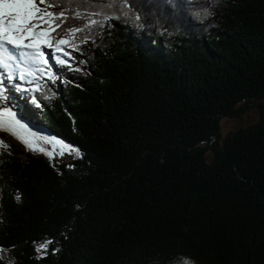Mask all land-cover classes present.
<instances>
[{"label":"trees","instance_id":"obj_1","mask_svg":"<svg viewBox=\"0 0 264 264\" xmlns=\"http://www.w3.org/2000/svg\"><path fill=\"white\" fill-rule=\"evenodd\" d=\"M109 3L71 6L64 29L115 19L64 47L69 72L12 84L18 115L74 152L7 144L0 264H264V0Z\"/></svg>","mask_w":264,"mask_h":264},{"label":"snow or ice","instance_id":"obj_2","mask_svg":"<svg viewBox=\"0 0 264 264\" xmlns=\"http://www.w3.org/2000/svg\"><path fill=\"white\" fill-rule=\"evenodd\" d=\"M98 2V0H0V70L9 73L6 80L0 81V100H9L10 97L4 94V87L11 81L13 75H17L20 80L26 77H34L35 72L31 66L37 63L48 65L50 59L61 64L67 61L53 56L52 53H45L44 49H55V52L69 56L70 53L64 51V47H74L71 41L75 39L77 33H82L85 29L91 31L93 25H99V20L93 16L104 15V19H115L108 16L103 11H92L88 15V22L83 27H69L64 29V25L69 19L68 12L72 5L82 7L85 4ZM109 7L113 6L109 0H103ZM53 8H60V11H53ZM127 15V12L124 13ZM77 19H83L80 12H75ZM136 19H139L137 16ZM57 29H62L64 35L57 37ZM47 71V69H46ZM49 75V79H51ZM19 89V85H13ZM35 103V97H32ZM0 129L11 133L15 138L22 141L29 151L39 152L54 158L56 155L63 156L64 150L70 148L65 142L58 138H49L46 134H37L17 118V113L9 108L0 109ZM52 145L55 148L59 145V151L49 150L41 147L39 142ZM10 146L0 139V155H3ZM11 155V152L8 151ZM78 154V153H77ZM19 200V195H17ZM54 241H45L39 248L45 253L48 245ZM53 252L57 251L55 248ZM187 264V262H185Z\"/></svg>","mask_w":264,"mask_h":264},{"label":"rangeland","instance_id":"obj_3","mask_svg":"<svg viewBox=\"0 0 264 264\" xmlns=\"http://www.w3.org/2000/svg\"><path fill=\"white\" fill-rule=\"evenodd\" d=\"M37 2H39V0H37ZM45 53H52L53 56H58V57H62V53H57L55 52V49H44ZM69 59L67 60L68 64L66 63L65 66L63 67L64 73L69 72ZM32 70L34 72H39L40 74H42L43 76H46L49 72L52 71H59L57 67H55L54 64V60L49 61L48 65H43V64H39L37 63L36 65L31 66ZM47 69V71H46ZM9 75L8 72L0 70V81L6 80L7 76ZM26 78H31V77H26ZM17 84V83H21L23 84V81L20 82V79L18 78V70H17V75H13L12 79L10 82H8L7 86L4 87L3 91L4 94L6 96H11L12 95V89H11V85L12 84ZM3 108H9L12 110V107L10 106V103L7 100H0V109ZM14 110V109H13ZM19 119V118H18ZM258 119V112L256 109H252L249 112H247L244 116H242L241 118L234 120V119H230V118H224L222 120V131L224 133H226L227 131H229L231 128H239L242 126H247L250 125L252 123H254L256 120ZM22 123H25V121L21 120ZM26 125H28L27 123H25ZM32 126V125H31ZM33 127V126H32ZM29 128L31 131L36 132L35 129ZM37 133V132H36ZM0 134L3 135L2 136V140L6 143V144H10L13 143L15 144L19 149H22L24 151L29 152V150L26 149L25 145L22 143L21 140L15 138L11 133L0 129ZM39 135V134H38ZM39 144H43V142H39ZM70 147V146H69ZM73 150L71 152L68 151V149L64 150V155L62 156V158H68V156L72 155L74 152V148L70 147Z\"/></svg>","mask_w":264,"mask_h":264}]
</instances>
